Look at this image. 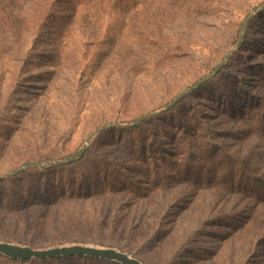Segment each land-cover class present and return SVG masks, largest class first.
Instances as JSON below:
<instances>
[{
  "label": "rangeland",
  "instance_id": "obj_1",
  "mask_svg": "<svg viewBox=\"0 0 264 264\" xmlns=\"http://www.w3.org/2000/svg\"><path fill=\"white\" fill-rule=\"evenodd\" d=\"M262 3L0 0V175L160 110ZM222 69L170 109L101 130L70 163L1 179L0 239L114 246L145 264H264V10ZM43 184L54 193L33 202ZM59 258L0 264H121Z\"/></svg>",
  "mask_w": 264,
  "mask_h": 264
},
{
  "label": "water",
  "instance_id": "obj_2",
  "mask_svg": "<svg viewBox=\"0 0 264 264\" xmlns=\"http://www.w3.org/2000/svg\"><path fill=\"white\" fill-rule=\"evenodd\" d=\"M261 10H264V3L257 6L245 19L243 23V27L241 30L240 37L237 43L232 46L223 60L219 62L209 73H207L204 77L181 91L178 95H176L169 103H167L163 108L160 110H155L140 117L135 118L133 121L129 123H120V122H110L105 123L97 128H95L87 137L83 145L72 155L66 158L55 159L51 161H39V160H32L16 169H13L7 173L0 175V180L20 173L32 166H41V167H50L56 165H62L70 163L78 158H80L84 152L88 149L89 144L91 143L92 139L99 133L101 130L108 128V127H126L134 125L150 116L157 114L160 111L168 110L173 105H175L182 97L186 94L190 93L191 91L195 90L196 88L200 87L202 84L209 81L213 78L226 64V62L230 59L231 55L234 51L241 45L246 27L250 20ZM0 254H3L11 259H47V258H56V257H72V256H91L96 258H102L114 262H118L121 264H145L140 258L132 255L131 253L124 251L120 248L114 246H106L100 244H93V243H83V242H72V243H63L57 244L47 247H34L30 244H22L19 242L14 241H7L0 239Z\"/></svg>",
  "mask_w": 264,
  "mask_h": 264
},
{
  "label": "trees",
  "instance_id": "obj_3",
  "mask_svg": "<svg viewBox=\"0 0 264 264\" xmlns=\"http://www.w3.org/2000/svg\"><path fill=\"white\" fill-rule=\"evenodd\" d=\"M233 55H234V53L231 55V58H230V59L233 58ZM222 70H223V69H222ZM222 70H220V72H218V74L221 73ZM85 153H86V152H85ZM53 188H54L53 185H51V186L49 185V186H48V185L43 184L42 187L40 188V190H36L35 193H33V195H32V201H33V202H34V201H37V203H42V202H44L45 200L49 199V198H50V197H49L50 193H54V192H52V191H53ZM53 199H59V196H58V195H55V196L52 198V200H53ZM41 224H42V222L39 221V219H38V220H34V225H33V227H34L35 229L40 228ZM72 257H74V256H72ZM77 257H84V256H77ZM59 259H61V258L56 257V258H50V259H48V260H59ZM10 260H11L12 262H26V261H38L39 259H25V260H21V259H10Z\"/></svg>",
  "mask_w": 264,
  "mask_h": 264
}]
</instances>
